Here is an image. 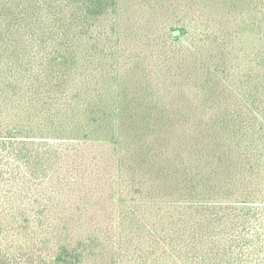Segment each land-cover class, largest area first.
I'll list each match as a JSON object with an SVG mask.
<instances>
[{"label":"rangeland","instance_id":"rangeland-1","mask_svg":"<svg viewBox=\"0 0 264 264\" xmlns=\"http://www.w3.org/2000/svg\"><path fill=\"white\" fill-rule=\"evenodd\" d=\"M112 3L97 15L76 10L72 42L85 48L83 57L91 53L103 73H97L93 85L83 86L81 100L75 97L79 90L64 99L61 113H75L83 102L95 105L96 118L115 141H79L83 149L66 155L58 168L61 180L46 182L47 190L55 185L48 192L52 204H58L50 214L58 222L65 216L72 237L101 242L104 263L97 264H140L145 246L156 237L153 228L191 254L201 248L203 215L197 206L206 202L195 193L212 188L217 194L232 188L240 194L250 176L237 153L220 147L231 144L234 123L251 112L241 93L233 92L229 98L224 83L225 76L233 80L250 56L264 49V0ZM172 25L207 29L210 35L202 42L184 40L181 49L165 46L164 50L165 31ZM158 87L165 89L162 100ZM156 106L167 107L160 109L167 113L163 118L152 115ZM57 107L52 106V112ZM32 108L25 107L29 112ZM235 111L242 118L235 119ZM204 116L213 120L203 121ZM151 117L157 119L156 128ZM117 166L130 190L124 202L114 196ZM113 223L121 225L122 235L110 229Z\"/></svg>","mask_w":264,"mask_h":264},{"label":"trees","instance_id":"trees-1","mask_svg":"<svg viewBox=\"0 0 264 264\" xmlns=\"http://www.w3.org/2000/svg\"><path fill=\"white\" fill-rule=\"evenodd\" d=\"M112 2L115 0H0V264L104 263L99 240L83 235L72 237L65 216L58 222L50 214L58 204H52L48 192L55 185L47 190L46 182L61 180L58 168L71 151L83 149L79 141H115V135L108 138L103 122L96 118L95 105L83 102L75 113H61L63 102L74 90H79L75 97L81 100L83 86L93 85L97 73H103L92 54L83 57L85 48H76L72 42L70 31L76 10L97 15ZM165 33L164 50L165 46L181 49L184 40L202 42L210 35L207 29L184 25H172ZM114 71L111 69V77ZM262 71L264 49H259L250 56L249 64L233 75V80L225 76L224 90L229 98L233 92L241 93L251 108L244 118L234 112L235 119H242L234 123L231 144L220 145L231 155L237 153L250 174L243 192L230 188L214 194L215 190L207 188L195 193L196 198L206 201L197 206L203 215L201 248L186 253L170 235L165 237L153 228L156 237L145 246L140 264H152L157 252L153 264H264ZM164 92V88H157L158 99L165 97ZM190 94L189 91L185 96ZM29 105L33 112L25 109ZM54 105H58L57 112L51 110ZM166 108L156 106L152 115L163 118L167 113L160 109ZM83 113L89 115V120L87 116L83 118ZM156 118L149 119L153 128ZM188 119L193 120L191 116ZM212 120L203 117V121ZM180 148L184 153L181 145ZM114 177V196L124 202L130 190L120 166ZM60 193L58 190L57 195ZM115 223L110 229L122 235L121 225Z\"/></svg>","mask_w":264,"mask_h":264}]
</instances>
